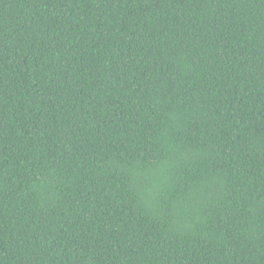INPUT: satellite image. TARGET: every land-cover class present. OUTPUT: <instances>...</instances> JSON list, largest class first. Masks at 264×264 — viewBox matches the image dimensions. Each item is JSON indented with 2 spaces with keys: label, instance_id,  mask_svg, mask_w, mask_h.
Segmentation results:
<instances>
[{
  "label": "trees",
  "instance_id": "16d2710c",
  "mask_svg": "<svg viewBox=\"0 0 264 264\" xmlns=\"http://www.w3.org/2000/svg\"><path fill=\"white\" fill-rule=\"evenodd\" d=\"M0 264H264V0H0Z\"/></svg>",
  "mask_w": 264,
  "mask_h": 264
}]
</instances>
